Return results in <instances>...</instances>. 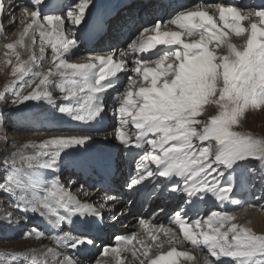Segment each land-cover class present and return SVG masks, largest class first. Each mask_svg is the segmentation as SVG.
Wrapping results in <instances>:
<instances>
[{"label": "snow or ice", "instance_id": "1", "mask_svg": "<svg viewBox=\"0 0 264 264\" xmlns=\"http://www.w3.org/2000/svg\"><path fill=\"white\" fill-rule=\"evenodd\" d=\"M29 3L32 8L23 3L18 6L22 16L31 21L24 29L20 44H24L30 33L32 45L39 43L40 60L43 63L50 61L56 71L52 68L46 74L33 71V67H39L34 63L35 57L32 64L15 67L13 76L19 73L21 79L29 74L42 78L37 90L27 95L9 85L15 96L12 103L51 102L52 94L45 86L59 85L64 93L62 99L71 102V106H61L59 111L74 121L98 122L111 105L117 118L113 138L125 148L143 149V154L135 162L137 177L130 185H140L145 177L166 178L169 181L166 191L176 193L194 209L208 194L221 201L229 198L234 186L223 178L226 172L229 176L233 174L229 170L237 162L258 160L264 164V138H256L234 128L241 125V118L247 110L264 108V7L245 10L222 3L193 5L192 8L178 10L167 20L157 18L142 26L126 50L113 49L106 55L89 53L87 62L71 63L66 54L78 49L81 43L87 44L96 32L103 29V25L99 22L91 25L92 15L89 14L84 27L67 29L73 32L68 37L65 35L64 17L43 14L40 5L44 0H29ZM90 3L91 0H78L74 8L67 10L66 18L71 25L79 26L85 21ZM49 4L52 6V0ZM14 7L8 0H0V31H3V16L16 24L25 23V20H15ZM210 9L214 11L210 13ZM217 13L222 27L218 26ZM167 25H174L179 30H172ZM76 31L80 32L79 36L75 35ZM230 34L246 37L240 48L232 43ZM45 43L51 49L47 59ZM222 44L225 47L223 55L217 51ZM158 45L163 47L157 48ZM17 47V44L7 45L19 61ZM149 50L154 51L147 58L135 55ZM8 63L12 61L9 59ZM121 72L127 75L123 91L117 87L121 83L118 76ZM51 76L61 79L50 80ZM29 83L25 80L24 86ZM209 103L219 107V114L209 120L197 119L204 105ZM196 125L202 127L198 129ZM92 138L91 134L55 137L31 146L35 149L31 156H25L22 151L13 154L4 165L6 179L0 183V192L9 195L17 209L22 207L25 213L31 211L41 217H49L48 222L54 227H60L64 222L72 225L74 217L75 223L83 228L102 221L99 209L82 204L63 187L58 177L50 184H42L46 195L29 196L32 185L25 180L23 171L24 166L31 170L28 173L30 177H38L43 169L55 171L64 149L85 147ZM194 139L198 143H194ZM148 164L156 165L157 170ZM16 196L20 197L22 204L16 202ZM243 207L255 205H241ZM235 219L234 215L218 210L211 211L204 223L199 217L189 220L182 212L173 214V223L179 226L184 240L202 252L207 251L204 264H264V234L232 223ZM139 223L148 230L149 225L144 219L141 218ZM153 227L165 231L162 225ZM194 229L201 231L194 233ZM114 239L118 246H105L101 255L111 253L119 256L121 252L128 251L127 246L132 244L135 234ZM56 242L62 251L49 248L47 252L52 259H45L41 264H81L80 254L94 244L91 239L74 231L63 232ZM132 255L136 256V252L133 251ZM141 255L147 259L148 250L142 251ZM176 257L195 259L187 251L172 248L166 254L150 259L149 264H177ZM32 264H37L34 257ZM91 264H99V260ZM140 264H145V261L140 260Z\"/></svg>", "mask_w": 264, "mask_h": 264}, {"label": "bare ground", "instance_id": "2", "mask_svg": "<svg viewBox=\"0 0 264 264\" xmlns=\"http://www.w3.org/2000/svg\"><path fill=\"white\" fill-rule=\"evenodd\" d=\"M92 1L93 0H91V2ZM253 1L252 2L255 4H257V3L260 4V7H264V1H260V2H257V0H253ZM8 3L15 5V7L13 9V11H15V13H16L15 20L16 21L25 20V23L19 24L20 25L19 27L21 28L20 32H19V30H16L14 32L13 28H16L18 24H16L13 20L8 19L7 16H3V23H2L3 31H0V38H3L4 41H6L7 43L8 42H12V43L17 42L18 46L20 47V50H16V52L19 54L26 53V52H30L32 54L35 53V52H33L34 46L31 43L30 33H29V36L25 37L24 44L23 45L20 44L21 36L23 35L24 29L27 26L26 23L31 22L30 20L23 17L19 11L18 6L21 4V1L20 0H8ZM77 3H78V0H72V5H71L72 8H74V6ZM215 3H222L225 5H230V4L237 5L238 7L242 8V9L248 10V9H246L247 5L242 7V5L238 4L237 0H205L202 2L201 1H194V2L188 1V7L187 8H192L193 5H197V4L209 5V4H215ZM103 4H104V0L102 1L101 6ZM66 7H67V5H66ZM163 7L164 6L161 5L160 3H153V2L142 3L139 1L136 5H133L132 7L128 8L129 14L127 17H125V16L123 17L119 13L118 18H116L115 20H110L108 23H105L103 25V29L101 31L97 32V34L101 35L102 33H105V36L98 42V44L89 48V47H86V45H84L83 43H81V45L78 49L72 50L71 54H66V56H69L68 62H71V63L87 62V57H88L89 53H93L95 55H106V54L110 53L113 49L126 50L128 47V43H129L128 41L133 39L134 36H136L138 34V30L142 27L140 25L147 26L148 23H151L155 19L160 18L159 13H161V11L167 12L162 20L169 19L170 17H172L177 12V11H175L174 13H171V11L169 10L170 8H166L164 10ZM104 9H106V7ZM251 9H253V8H251ZM212 11H214V10L210 9V13ZM137 14H139L138 17H137ZM144 16L146 17L145 19H144ZM92 17H93V15H92ZM128 18H131V19H128ZM216 18H217L218 26L222 27V22H220L218 19V13H217ZM246 24H247V22H245V26H246ZM14 25H16V27ZM118 27H120V28L118 29ZM167 27L172 29V30H179L174 25H167ZM123 28H126V31L124 34H121L120 31ZM163 28H164V25H162V30H163ZM67 29L65 31H66V33H69V31H67ZM10 31L13 33H11L10 38L7 39L9 37ZM224 31H229V30L225 29ZM69 34L70 35H67V36L71 37L73 35V32H70ZM75 35H78V34L75 33ZM231 38H233V37H231ZM36 39L39 42V39H40L39 35H37ZM235 40H237V39H235ZM237 41H239V40H237ZM4 43H1V44H4ZM106 43H109V45H111L110 49H106ZM24 45H27V47H25ZM37 46L39 47V43H37ZM157 48H159V47H157ZM45 50L48 54L51 55V49L47 45V43H45ZM105 50H108L107 51L108 53L104 54ZM3 51L5 52V50H3ZM117 56H118V53H117ZM29 59H31V58H29ZM54 71H56V70H54ZM128 75H132V74L128 73ZM118 76L121 77L122 85L120 87V90L123 91V84L127 83V75H125V73L121 72V73H118ZM41 77L42 76L37 77V81L34 83L31 82L30 83L31 86L30 85L29 86L35 87V85L39 82ZM54 78H55V76H54ZM58 79L60 80L61 78L59 77ZM109 79H113V78L110 77ZM141 81L142 80H140V82ZM56 86L58 87V89L56 91L58 96L60 94L61 95L64 94L60 91L59 85H56ZM45 87H47L48 91H51V88L55 87V86H51V88L49 86H45ZM117 87H119V86H117ZM109 91L112 92V90H109ZM55 103H57V102H55ZM51 104H49V101H48L46 105L50 106ZM58 106L59 107L71 106V102L70 101H61ZM41 107H42V105L41 106L39 105L38 108L40 109ZM59 107L54 106V105H52L51 108L47 107L48 110H46V112H49V113H48V115H44V116H42V114H40L41 112L37 113L38 111H40L38 109H35L34 112H33V110H32V112H30L29 110L25 111V113H23V117H22L23 119L22 120H23V123L26 125V129H29L30 131H35L38 129H40V130L44 129L46 132L53 130L55 132H58L57 135L63 134L65 132L64 134H66L67 136H78V135L89 133L93 137L92 141L89 142L85 147H82V148L77 146V147L65 149V154L60 156L58 159L59 167L57 170H55V171H52L49 169L40 170L38 177H30L27 174V176H28L27 180H29L31 185H32V187L30 188V191H29V196H31L33 194L38 195V196L46 195V193H44L42 191V184L43 183L46 182V183L50 184L53 179L58 177L61 184L63 185V181H65V178H68L69 184L68 185L66 184L67 186L64 185L63 187L65 189H67L74 197H76L82 204L94 205L96 208L99 209V205H101V202H102L101 200L104 197V193L100 192L97 189H94L95 191H99V193L96 192V193L92 194L91 192L87 191L88 189L87 190H85V188H84V190H80V189H81V186L82 185L85 186L86 183H88V181L94 182V184L97 183L96 180L91 179V178L93 175L98 174L99 165L104 164L106 156L102 153V151L107 152L112 147L119 149V147L116 146L117 140L115 138H113V135H112L114 127L117 126V120L115 119V116L113 115L111 105H109V107L106 109L107 114L104 116V118L102 120H99L98 122L97 121H89V122L74 121L70 118L69 115L62 114L60 111H55V110H57V108L59 109ZM39 115H41L44 119H47L48 122H46V123L42 122L41 121L42 119L38 118ZM28 117H32V118H28ZM129 119H131V118L129 117ZM102 124L103 125L107 124L108 126L103 131H100L101 130L100 127L102 126ZM250 125L251 124L249 122V126ZM40 126H42V127H40ZM129 127L131 128L132 126L129 125ZM239 127H238V129H239ZM253 130H254V128H253ZM57 135L49 136V138H55ZM59 136H61V135H59ZM47 139L48 138H44V139H42V141H44V140L46 141ZM110 141H112V143ZM38 144H39V142H38ZM112 144H114V145H112ZM23 149L25 150V153H27V152L31 153V152L35 151V149H33V148H29L28 150L26 148H23ZM88 149H93V150H90V152H89ZM88 152H89V154H88ZM116 152L118 153V155H116V153H113V154H111V156L114 158L115 162L117 163L118 170L121 171V169L125 165H127L128 162L125 163L123 158L121 157V154L123 151L119 150V152L118 151H116ZM82 157H84L86 159V165H84L85 166L84 167V169H85L84 173L83 172L81 173L80 168L76 170L77 160L81 161L83 159ZM255 162L256 161H254V160L237 162V165H234L233 169L230 170V172L236 174L235 181H236V183H239L238 186L243 185V187L238 190V192H239L238 195H240L242 192L247 193L248 192L247 190L249 188L257 189V187H260V188L264 187V180L261 181V179H260V180L256 181V176H257L256 174L253 176L252 182H251V178H250L251 186H249V181L247 183L246 179L242 178V177H244V175L243 176L237 175V173L239 171L244 170L247 165H251V163H255ZM261 169L264 172V164H262ZM30 171L31 170H29V172ZM68 171H69V173L67 174V176H64V173H67ZM83 176H86L87 182L83 179ZM25 180H26V177H25ZM226 180H228V179L226 178ZM254 181H256L259 184L257 185V183ZM118 182L119 181L115 182L116 185L118 184ZM249 193H251V192L247 193L246 201H250L248 199V197L251 194L249 195ZM234 198H236V197H234ZM253 201L251 200V203ZM16 202H20V204L23 203L22 200H18ZM10 205L13 207V203ZM109 207H111V206H109ZM120 207H121V205H118V209ZM261 207L262 206H260V208ZM13 208H16V207H13ZM260 208L254 207V209L252 211L249 210L251 208L246 209V211L253 212L252 219L254 222L252 225L255 228V230L258 227L257 223H259V221H261V219L264 217V213L261 211ZM20 209H22V210H20ZM20 209H18V211L20 212L21 216L24 218L25 222L29 223L31 226L38 225V227H35V228L31 227L32 230H30V231L32 232V236L29 237V240L27 242L22 243V245H25L24 248L22 247V250L34 249L35 254H33L34 255L33 257L36 259L37 264H41V262H39V259H41L42 261H44L45 259H49V260L52 259V257L47 252V250L49 248L56 249L57 251H62L61 248L57 247V242L56 241L54 242V240L52 238V234L59 236L63 232L72 231L67 226V224H65V225L63 224L60 227H54L53 225H51L48 222V220L50 219L49 217H41L38 214H33L31 211L25 213L22 207ZM105 209H107V207H105ZM125 209L126 210L122 209L123 212H121V214L118 215L116 218H115L116 215L105 214L103 211H101L99 209V211L102 213V216H104V217L106 216V218H104L102 221H98L97 223H95V225L98 227V229H96V231H98L100 234L104 233L107 237L104 239H99V242H101V244H103L102 246L99 243H97L96 247H98V248H96L95 250H91V251L87 250V251L82 253V255L80 256L81 264H91V262H93L94 260H97V259L99 260V264H120L121 261H123V264H140V260H144L145 264H149L150 259H155L159 255L166 254L172 248H175L177 251H187L191 256H193L195 258L194 260H188L185 257H176L174 259L177 260V264H203L204 263V256L207 255V251L204 250L202 252L200 249L191 245L190 242L184 240L183 233L181 231H178V229L175 227H172L169 225L172 228V231H170V232L166 231V229H168L169 227L167 225V222L165 220H163L162 217L156 219V221H155L156 223H154L153 225H162L163 228L165 229V231H162L159 228H153V227H149L148 230L146 231L140 223L133 222L134 221L133 214H131V212H128L127 208H125ZM226 209H230V208L227 207ZM213 210L220 211L217 207H214V208L211 207L210 209H207L206 211H204L202 213H195V214L191 213V214H189L188 219L192 220V219L199 217V218H201V222L204 223V220L206 219L207 215ZM124 211H127L128 214H125ZM222 212H229V211L223 210ZM237 215H239L238 219H235L234 221H232V223H237V222L241 221L242 217H244L243 215H245V213H242V214L239 213ZM25 216L27 218H25ZM249 216L251 217V215H249ZM2 218L3 217L0 216V222L2 223L1 226L5 227L6 224H4L5 221L3 220L4 218L3 219ZM246 218H249V217H246ZM130 219H132V221ZM75 220H76V218L74 217L73 218L74 223H75ZM28 221H31V222H28ZM246 221H247V219H246ZM128 222H129L128 229L130 231L129 232L122 231L124 225H127ZM49 225L53 226V229H54L53 231H51L52 229H50ZM75 225H77V224H75ZM226 227H227V225H226ZM0 230L3 232L4 235L6 234V231H4L2 229H0ZM88 231L89 230L82 229V230L78 231L77 234H81V235H84L86 237L87 235H85V234H88ZM199 231H201V230L200 229H194V233L199 232ZM101 232H103V233H101ZM126 233L135 234V237H137V239L139 241L138 244H136L134 247L127 246L129 250L121 252L119 256H114L111 253H109L108 255H101V252L105 248V246H108L110 248L113 246H116L114 241H113L116 236H120V235H123ZM16 234H20V233H15L14 235H16ZM41 234H43V235H41ZM153 236L156 237L155 240L152 239ZM31 239L34 240V242H31L30 241ZM35 239H37L38 242L35 243ZM41 242H44V243L41 244ZM141 242H143V244ZM45 243H48V245H50V246H44ZM144 250H148V258L147 259L141 255V252ZM133 251L136 252V256L132 255ZM33 257H31V258H33ZM209 258L213 259V260L215 259L214 257H209ZM17 259L20 262V264H32V259H25V258H23V259L17 258ZM222 259H230V258H222ZM233 264H234V262H233Z\"/></svg>", "mask_w": 264, "mask_h": 264}, {"label": "rangeland", "instance_id": "3", "mask_svg": "<svg viewBox=\"0 0 264 264\" xmlns=\"http://www.w3.org/2000/svg\"><path fill=\"white\" fill-rule=\"evenodd\" d=\"M244 6H246V9H251V8L257 9L256 7H254V3L250 0H247V2H245V4L242 5V7H244ZM124 14H126V13H124ZM14 26L16 27V25H14ZM19 26L20 25L18 24L16 28H13V31L15 32L16 30H19V32H20L21 28ZM11 33H13V32L10 31L9 37L7 39L10 38ZM230 36L233 37V38L230 37L232 40V43L235 44L238 48L241 47L243 42H245L244 39H246L245 36L236 37L234 34L233 35L230 34ZM2 39L3 38H0V45L2 46V47L0 46V94L3 95V98L0 99V183H3L6 179V171H5L4 165L9 161L10 156H12L13 154H16L17 152H21V151L23 152V154L25 156H31V155H33L32 153H34V152L25 153V150L23 148H26L28 150L29 148H32L31 146H33V145H40V144L45 142V140L42 141V139L48 138L46 140V141H48V140L52 139V138H49V136L57 135V133H58V132H55L53 130L46 132L44 129H41V130L38 129L35 131H30L29 129H26V125L23 123V120H22L23 119L22 118L23 113H25V111H27V110H29L30 112H32V110H33V112H34L35 109H38L40 111H38L37 113L41 112L40 114H42V116L48 115L49 112H46V110H48V108H51L52 105L59 107L58 105L60 104V102L65 101L62 99V96L64 94H62V95L60 94L58 96V94L56 93L58 87L55 86L52 88L50 87L51 88L50 92L52 94V102H49V104L52 103L50 106L46 105L48 102L47 100L25 101L23 104L12 103V101L15 99V96L13 95V89L10 88L9 85H14V87L17 90H19L21 92V94L27 95V94L31 93L32 91L37 90L36 88L39 84V82H38L35 85V87H30L31 81H33V80L35 82L37 81V77H33L34 78L33 79L30 74L27 75L26 77L24 76L22 79L20 78L19 73H17L16 76H13L12 73H13V69L15 67L27 66L29 64H32L33 63V57H35L34 63L36 65H39V67L38 68L33 67V71H39L42 74H46L49 71V68H52L53 71L56 69L53 67V65L50 61L48 63H43L40 60L39 47L37 45L33 47V52H35V53H33V54L30 52L21 53L20 54V60L17 61L16 55L11 50H9L7 48V45L8 44H17L18 45V43L17 42H13V43L8 42L7 43L6 41H4V39L3 40ZM235 39L239 40L240 42L235 40ZM1 43H4L5 45L1 44ZM210 47H212V46H210ZM107 48L110 49L111 46L109 45ZM3 50H5V52ZM16 50H20V47L18 46L16 48ZM107 51H105V52H107ZM217 51H218V54H221V55L225 54L224 45L222 44L217 49ZM49 56H50V54H48L45 51V59ZM29 58H31V59H29ZM9 59L12 61L11 64L8 63ZM58 78H59L58 76H55V78H54V76L49 77L50 80H52V79L59 80ZM25 80L30 81V83L27 86H24ZM32 83H34V82H32ZM6 89H7V91H6ZM55 102H57V103H55ZM38 104L40 106L42 105V107L40 109L38 108L39 107ZM218 109H219V107L215 104H211V103L206 104L203 107V111H202L201 115L198 116L197 119L209 120L213 116L219 114L220 109L219 110ZM55 111H59V109L57 108V110H55ZM42 116L39 115L38 118H41L42 119L41 121L44 123L48 122L47 119H44ZM242 118H241V125L234 126L236 131H239L241 133L251 134L252 136H254L256 138H264V108L249 109L244 113ZM249 122L251 124L250 126H249ZM40 127H42V126H40ZM196 127L199 129L202 127V125H196ZM238 127H239V129H238ZM253 128H254V130H253ZM64 133L59 134L61 136L57 135L56 137H68ZM87 134H89V133H87ZM82 135H85V134H82ZM78 136H80V135H78ZM38 142H39V144H38ZM63 154H65V149L61 152V156ZM254 161H256V162L251 163V165H247L246 166L247 168L245 167L244 170L239 171L237 173V175H239V176L244 175V177H242V178L243 179L245 178L247 183L249 181V186H251V182H252L253 176L255 174L257 175L256 176V181H257V179L262 178V174L264 173L263 170L261 169L262 164L258 160H254ZM23 171L25 173V177L27 180V177H28L27 174L29 173V169L26 166H24ZM67 173H64V176H67L66 175ZM233 174L231 175L230 178H232L235 181L236 174L235 173H233ZM250 178H251V182H250ZM256 181H254V182H256ZM66 184L67 185L69 184L68 178H65V181H63V186ZM258 184L259 183H257V185ZM250 190L252 191V199H254V201H253L254 203L252 202L251 205H255V207H257V208L258 207L260 208V206H262L260 209L264 213V208H263L264 207V187L263 188L257 187V189H254V188L251 189L250 188ZM15 200L18 201L21 199L19 196H16ZM12 203H13V199L9 195H7L3 192H0V216L4 218V219L3 218L2 219L5 221L4 224H6L5 227H2L1 226L2 223L0 222V229L6 231V234L4 235L3 232L0 230V264H20V262L18 261L17 258H19V259H23V258L32 259L31 257L34 256L33 254H35L34 249L22 250V247L23 248L25 247V245H22V243L27 242L29 240V237L32 236V232L30 230H32L31 227H33V226H31L29 223L25 222L24 218L21 216L18 209L13 208L14 206L12 207L10 205ZM17 203H20V202H17ZM247 204L248 203H245L243 205H247ZM248 208H251V209H249L250 211H252L254 209V207H243V208H241V206H240L236 210H233V211H230L227 213L234 215L236 217V219H238V216H239L237 214L245 213V215H243L244 217H242V220L237 222L236 224L241 225V226H247V227L251 228L257 234H264V219H263L264 217L261 219V221H259V223H257L258 227L255 230V228L252 225L254 222L252 219L253 212L246 211V209H248ZM20 210H22V209H20ZM247 213L249 215H251V217ZM246 217H249V218H246ZM245 218L247 219V221ZM28 222H31V221H28ZM15 233H20V234L14 235ZM30 241L34 242V240H32V239ZM36 242H38L37 239H35V243ZM42 243H44V242H41V244ZM44 246H50V245H48V243H45ZM13 256H15L16 259H12ZM39 262H42V260L39 259Z\"/></svg>", "mask_w": 264, "mask_h": 264}]
</instances>
